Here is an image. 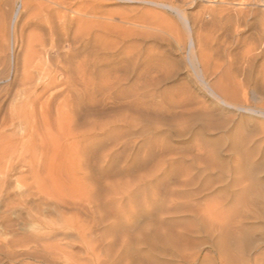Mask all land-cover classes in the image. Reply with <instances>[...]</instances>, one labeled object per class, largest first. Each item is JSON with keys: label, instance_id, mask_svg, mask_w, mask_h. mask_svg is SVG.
<instances>
[{"label": "rangeland", "instance_id": "obj_1", "mask_svg": "<svg viewBox=\"0 0 264 264\" xmlns=\"http://www.w3.org/2000/svg\"><path fill=\"white\" fill-rule=\"evenodd\" d=\"M154 1L102 0L93 8L91 0H0V116L26 97L24 72L35 86L49 65L71 83L52 87L48 101L40 87L32 95L35 173L20 164L5 180L10 198L23 196L9 213L14 228L0 223V242H8L0 264H264V52L248 69L243 62L257 42L264 0ZM205 7H226L230 23L216 31ZM237 10L253 11L239 33ZM200 13L203 55L221 66L208 64L207 81L237 100L211 95L196 78ZM94 56L99 67L117 66L89 69L93 83L73 84L74 67ZM227 70L238 79L250 72L261 88L255 80L220 83ZM126 72L131 84L107 85ZM15 129L8 131L21 137ZM37 211L32 220L28 213Z\"/></svg>", "mask_w": 264, "mask_h": 264}, {"label": "bare ground", "instance_id": "obj_2", "mask_svg": "<svg viewBox=\"0 0 264 264\" xmlns=\"http://www.w3.org/2000/svg\"><path fill=\"white\" fill-rule=\"evenodd\" d=\"M92 2H94L95 3V5H91L93 8L95 7L96 8V6H97V4L98 3H101L102 2V0H91ZM129 1H131V0H129ZM133 1V0H132ZM150 1H153V0H150ZM156 2H160L161 0H155ZM154 1V2H155ZM214 1H217V0H214ZM221 2H224V3H228V1H235V0H220ZM247 0H242V1H239V3L241 4H243V5H245V3L244 2H246ZM254 1V0H253ZM258 1H260V0H258ZM263 1V0H262ZM257 2V1H256ZM161 3H162V1H161ZM172 3H174V1L173 0H171V4H170V6L172 7L174 4H172ZM212 3V1H210V4ZM247 3V2H246ZM174 7V6H173ZM175 8H177V7H175ZM241 9H243V6H242V8ZM245 9V8H244ZM205 10L206 11H204V14L205 13H207V18H209V20L208 21H210V23L212 24V27H213V29H215L216 27H217V30L216 31H219V30H222L223 29V24H226V22H229L230 23V20H231V18L229 17L230 16V14L228 15V14H223L224 13V11H226V7H220L219 8V10H215V9H213V8H206L205 7ZM247 10V9H246ZM244 11V10H243ZM249 11H251V10H249ZM233 12H235V10H233ZM253 12V11H252ZM251 12V13H252ZM181 13V12H180ZM225 13H227V11L225 12ZM230 13V12H229ZM250 12H245L244 14L243 13H241V10H237L236 11V13H234V15H235V18H233L234 19V28H235V31L237 32V33H239V31H241V30H238V28L240 27V26H242V25H244V26H246V27H248L249 25H250V20L248 21V16H249V14H251ZM200 15H201V13L199 14V15H197L194 19H193V25H195L196 26V30H198V36H197V41H196V43H197V46H198V50H199V57L197 58V62H198V64H199V67H200V73H199V71H196L197 73H196V78H197V80L201 83V85H203L204 86V88L206 89H208V92H210L211 93V95H213V96H215V97H218V98H220V97H225L226 96V98H227V96L229 97V98H231L232 100H234L236 97H238L237 95L235 96V93L234 92H230L229 90H225V91H222V92H218V91H216L215 89H214V87H217L216 85H218L217 84V82H208L207 81V75L209 74H206V70L208 69V67L209 68H211L210 66H213V65H215L212 61V58L210 59V60H212L211 62L213 63V65H212V63L211 62H209V59H208V57H206V56H208V55H203V52L205 53V51H207L208 50V48H204V49H207V50H204L203 49V44H201V41H202V39L201 38H198L200 35H201V31H203V30H205V25H204V23H203V21H202V17H200ZM232 15H233V13H232ZM255 15H258V14H255ZM182 17H183V15H181ZM252 16H254V15H252ZM250 17V16H249ZM78 18V17H77ZM256 20V19H255ZM186 22H187V20H186ZM231 22H233V21H231ZM254 23V22H253ZM206 24V23H205ZM258 27H259V32H258V36H257V42L256 41H254V42H252V43H250L247 47H246V50H245V53H244V55H245V59L243 60V62H244V65H245V67H246V69H248L249 68V63L251 62V59H253V58H255L257 55H259V54H261V53H263L264 52V12L262 13V15H261V17L259 18V20H258ZM194 26V27H195ZM226 26V25H225ZM228 27H230V26H228ZM240 29H241V27H240ZM51 32V31H50ZM74 33V32H73ZM76 34V33H75ZM222 36V35H221ZM253 36V35H252ZM254 37V36H253ZM220 38V37H219ZM55 39V38H54ZM247 44V43H246ZM206 47V46H205ZM244 48V47H243ZM245 49V48H244ZM228 51V50H227ZM254 51H257V53H253ZM206 54H207V52H206ZM264 54V53H263ZM197 55V54H196ZM209 56H210V54H209ZM192 57H194V56H192ZM241 57V56H240ZM98 57H96V56H94V57H92L91 59H90V63H89V65L87 64V63H85L86 62V60L85 61H83V62H81V63H79L78 65H76L75 67H74V69L73 70H75L76 71V74H77V76L75 77V80L74 81H72L73 82V84L74 83H76V82H79V83H82V84H86V83H89L90 81L92 82V77L90 76V71L91 72H93L94 70H96L95 69V67H99V65L97 64L98 62L96 61V59H97ZM195 58V57H194ZM230 58V57H229ZM233 58V57H232ZM48 59V58H47ZM68 60V59H67ZM189 60V59H188ZM193 60V59H192ZM264 60V59H263ZM190 61V60H189ZM194 61V60H193ZM26 62V61H25ZM256 62V61H255ZM29 63V62H28ZM59 65H61L62 66V68H64V69H67V71H68V69H69V67L68 68H66V66H64V64L61 62V61H58L57 62ZM113 63V62H112ZM116 63V62H115ZM114 63V65L112 64V65H110V64H108L109 66H112V67H116L117 66V64H115ZM211 64L210 66H208V64ZM57 64V65H58ZM232 62H231V60H230V62L228 63V66L230 65V66H232ZM107 65V64H106ZM106 65H103L102 67H107ZM217 65V66H216ZM215 66L218 68V66H219V64H216ZM234 65V64H233ZM244 65H242V66H244ZM26 66H27V64H26ZM215 66H214V70L213 69H211V73H210V75H213V74H215V72L214 71H217L218 69L216 68L215 69ZM235 66V65H234ZM261 66V65H260ZM102 67L100 66L99 67V69L98 70H96V71H101L102 70ZM221 66H219V68H220ZM233 67V66H232ZM232 67H228L230 70L232 69ZM238 67V66H237ZM259 67V66H258ZM257 67V68H258ZM243 68V67H242ZM89 69H90V71H89ZM228 69V70H229ZM245 69V68H244ZM245 69V70H246ZM228 70H227V73H229L228 72ZM241 70V69H240ZM248 71V70H247ZM246 71V72H247ZM250 71V70H249ZM263 71V70H262ZM209 72V71H208ZM214 72V73H213ZM218 72V71H217ZM233 72V71H232ZM243 72H244V70H243ZM44 74L43 75H41V77H39V80L41 79V80H43V81H41L40 83L38 82V84H34L35 86H32L33 85V77L30 75V73H28V72H24V74H23V76H22V78H21V85L22 86H24L25 88H24V90H25V93H26V97L24 98V99H22V100H20V101H16V102H12L13 104H11L10 106H9V108L8 109H6V111L0 116V157L1 158H3V162L2 163H0V202H2L3 201V207H4V210H3V212H2V214H1V216H0V223L1 224H3L4 226H6V227H13L14 228V225H15V223L13 222V219H11L10 218V215H9V213L11 212V210L12 209H14V208H16L17 206H18V204H19V201H18V196L20 195V196H23L22 194H18V196H17V198H15V197H13V198H10L9 197V195H8V188H4V184H5V180H6V178L8 177V175L11 173V172H14L15 173V171H16V169H17V166L18 165H20V164H23L26 168H27V171L30 173V174H34L35 172H34V160L36 159L35 158V156H36V149L34 148V145H33V142H34V140H33V135H34V130H33V128H34V117H35V109H34V99H32V95H34V93L36 92V91H34L37 87H40L41 89H40V91L38 92V94L39 95H46V99H47V101H48V98H49V94H48V97H47V94L46 93H48V91L52 88V87H54V86H56V85H63V86H65L66 88H70L71 87V83H70V81H68L67 79H64V78H60V77H58L57 76V72H54L53 73V69L52 68H50V66L49 65H47V70L46 71H44L43 72ZM213 73V74H212ZM220 73V72H219ZM231 73V72H230ZM229 73V74H230ZM248 73H250V72H247V74L246 75H243L244 77H242L241 79L239 78H237V75H235V76H231V74H230V76H228L227 77V79H225V80H223V79H220V81H222V82H220V83H222V84H227V85H229V86H232V87H234V88H236L237 86H246L248 83L250 84V82H252V81H257L256 79H255V77H254V80H252L253 78H252V76L250 77V75L251 74H249L248 75ZM228 74V75H229ZM241 77V76H240ZM257 77V76H256ZM19 78V79H20ZM220 78V77H219ZM258 78V77H257ZM38 80V81H39ZM252 80V81H251ZM259 81V80H258ZM258 81H257V84L256 85H258L256 88H258L259 87V84H258ZM107 85L108 86H115V85H117V86H121V87H125V86H128V84H131V81H130V76H129V74H128V72H126V74H124V75H122V76H112V77H109V79L107 80ZM218 82V83H219ZM260 82V81H259ZM93 83V82H92ZM245 83H247V84H245ZM264 83V82H263ZM18 84V83H17ZM91 84V83H90ZM245 84V85H244ZM261 84V83H260ZM221 85V84H220ZM253 85H254V83H253ZM144 84H143V82L140 84V87L138 88V90H139V92H138V94H137V96H136V98L137 99H142L141 97H142V91H143V89H144ZM249 86V85H248ZM247 86V87H248ZM252 86V85H251ZM252 87H254V86H252ZM143 88V89H142ZM218 88V87H217ZM242 88V87H241ZM259 88H261V87H259ZM126 89V88H125ZM206 89V90H207ZM232 89V88H231ZM243 89V88H242ZM253 89H255V88H253ZM244 90H246V89H244ZM258 90V89H257ZM256 90V91H257ZM238 91V90H237ZM259 91V90H258ZM238 93V92H237ZM258 96L260 95V94H257ZM256 95V96H257ZM38 96V95H37ZM243 96V97H242ZM248 96V95H247ZM45 97V96H44ZM235 97V98H234ZM241 97H242V99L244 98L245 100H246V94L244 93V94H242L241 93ZM39 98H41V96H39ZM222 98V99H223ZM226 98H225V100H226ZM229 98H227V99H229ZM234 98V99H233ZM255 98H257V97H255ZM258 99H263V98H260V96H259V98ZM224 100V99H223ZM222 100V101H223ZM235 100H237V99H235ZM43 101V100H42ZM46 101V100H45ZM129 101V100H128ZM231 101V100H230ZM247 101H248V99H247ZM235 102V101H234ZM243 102H245L244 100H243ZM249 102V101H248ZM248 102H245L247 105L246 106H248V110H250L249 109V107H251L250 105L252 104V103H250V105H249V103ZM128 103V102H127ZM236 103V102H235ZM262 103V102H261ZM242 104H244V103H242ZM242 104H240V105H242ZM258 104V103H257ZM234 106H235V104H233ZM237 105V104H236ZM254 105V104H253ZM252 105V106H253ZM261 105V104H260ZM260 105H258V106H260ZM255 106H257V105H255ZM254 106V107H255ZM238 107H239V105H238ZM242 107V106H241ZM245 107V106H244ZM244 107H242V108H244ZM261 107V106H260ZM229 108H230V106H229ZM256 108V107H255ZM255 108H253V109H255ZM245 109V108H244ZM258 110H259V107H258ZM257 111V110H256ZM261 112H262V110H260ZM253 112V111H252ZM248 113H250V112H248ZM250 114H252V113H250ZM259 115V114H258ZM236 118V117H235ZM263 119V118H262ZM248 120V119H247ZM246 121V120H245ZM244 121V122H245ZM243 124H245V123H243ZM246 124H247V121H246ZM126 126L128 125V124H125ZM253 125H254V123H253ZM256 125H257V123H256ZM19 126H21L22 127V130H23V135L21 136V137H17V136H14L15 138H13V132H11V133H9V131L8 130H12L13 131V129H15V128H17V127H19ZM238 126V125H237ZM250 126V125H249ZM244 127V126H243ZM255 127V126H254ZM236 128V127H235ZM251 129H252V126L250 127ZM256 128V127H255ZM16 130V129H15ZM242 130V129H241ZM240 130V131H241ZM247 130V129H246ZM17 131V130H16ZM20 131V130H19ZM245 131V130H244ZM15 132V131H14ZM21 132V131H20ZM238 132V131H237ZM242 132V131H241ZM247 132V131H246ZM248 133V132H247ZM246 133V134H247ZM20 134V133H19ZM241 134V133H240ZM12 135V136H11ZM245 135V134H244ZM239 136H241V135H239ZM17 137V138H16ZM83 138V137H82ZM242 140H243V138H242ZM80 141H82V139H80V137L79 136H76V138H74V140H73V142L74 143H80ZM149 141H150V139H149ZM254 146V145H253ZM22 147H24V149L23 150H21V151H19V149H21ZM254 148V147H253ZM35 149V150H34ZM199 149V148H198ZM81 154V152L79 151V147H77V149H75V151H74V154H77V156H76V158L78 159V156ZM198 153H199V150H198ZM35 158V159H34ZM79 158H80V156H79ZM77 159H76V161H77ZM80 159H78V161H79ZM176 160V159H175ZM183 160H185V159H183ZM36 161V160H35ZM192 161V160H191ZM165 163H167V161L165 162ZM172 163V162H171ZM196 163V162H195ZM189 166V165H188ZM194 166V165H193ZM247 169V168H246ZM162 172V171H161ZM191 169H189V167L188 168H186L185 169V172L182 174V183H181V186H183V187H185V186H188L189 184V182H191ZM248 172V171H247ZM181 173V172H180ZM17 175V174H16ZM23 175V174H22ZM22 175L21 174H18L17 176H15L14 178H15V181L17 182V183H19L21 180H22ZM26 175V174H25ZM205 177H206V174H205ZM204 177V178H205ZM181 179V178H180ZM238 181V180H237ZM21 183V182H20ZM235 183V182H234ZM252 184V183H251ZM203 185V184H202ZM5 186H7V185H5ZM18 186V185H17ZM255 186V185H254ZM260 189V188H259ZM4 191H7L6 192V194H7V198H5L4 200H2L1 201V194H3V192ZM179 191H181V190H179ZM191 191V190H190ZM243 193V192H242ZM30 193L29 192H25V194H24V197L26 198L28 195H29ZM191 194V193H190ZM194 194V193H193ZM245 194V193H244ZM182 195L183 196H188V194L187 193H182ZM3 199V198H2ZM260 203V202H259ZM263 207V206H262ZM29 211H31V210H29ZM29 214V217L33 220V214H35V216L37 217V218H39L40 217V214H39V211H37V212H34V213H28ZM263 215V214H262ZM28 217V218H29ZM240 218V217H239ZM31 219H29L30 221H31ZM230 220V219H229ZM40 222L42 223V225L43 224H46V226H44V227H46L47 229H49L50 231H48V232H50V233H53V234H55L54 233V229H52L53 227H51V225L50 224H48V223H46V222H44V221H42V218H40ZM230 223V222H229ZM235 223V222H234ZM238 224V223H237ZM238 226V225H237ZM12 228V229H13ZM39 238H40V236H39V234H32L31 236H30V239L32 240H36V241H40L39 240ZM11 242H12V244H15L16 242H17V239H15V238H12L11 239ZM31 242V241H30ZM8 242H0V249H1V247L2 246H6V247H8V244H7Z\"/></svg>", "mask_w": 264, "mask_h": 264}]
</instances>
